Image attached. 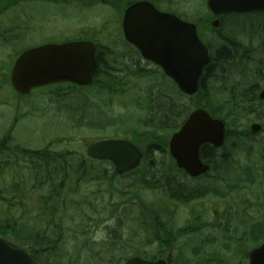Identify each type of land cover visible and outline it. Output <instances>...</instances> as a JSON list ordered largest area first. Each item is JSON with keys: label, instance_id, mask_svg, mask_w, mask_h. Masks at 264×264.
Here are the masks:
<instances>
[{"label": "rangeland", "instance_id": "1", "mask_svg": "<svg viewBox=\"0 0 264 264\" xmlns=\"http://www.w3.org/2000/svg\"><path fill=\"white\" fill-rule=\"evenodd\" d=\"M180 2L189 18L203 13V9L200 10L198 7L203 5L204 0H180ZM31 7L32 11L29 16L33 21L31 25L32 32L26 37L28 38L26 44L30 46H36L48 41L50 39L46 40V37L56 34V39L58 38L59 40L62 37L63 40L71 38L77 35L76 29L78 30L80 27H97L98 24L84 20L102 18L106 11L105 9L96 8H87L84 11L79 7L70 5L55 7L42 2L32 3ZM36 21H39L38 23L42 21L43 26L41 29L43 30L39 28ZM231 26L233 25L229 24V27ZM234 26H236L237 32L233 36L225 35L228 30L227 20L219 27L222 35L207 34L205 39L214 47L220 44L222 40H226V44L229 43L228 40H231L233 43L237 42L240 45L233 62L223 70V73L230 70L229 74L223 79H227L231 84H234L233 86L236 85V91L240 90L245 101H248L252 98V95L256 97L257 93L264 89V60L259 56L253 57L251 52L253 47L250 45L249 50L247 49L248 46H246L247 43H252L253 46L260 43L258 39V42L254 40L256 38L252 37L253 34H257L260 39L264 37V17L239 16L236 18ZM58 28L60 30L54 33L53 31ZM97 40L105 47H112L115 55L118 56L117 58L125 54L116 26L110 25L103 32L102 38H97ZM105 49L102 48L103 53L107 52ZM14 60L15 56L0 53V139L5 132L6 134L10 133L11 146L43 151V146L50 145L51 142L53 143L50 145L53 150L51 152H68L84 158L85 147L94 141L121 136L132 140L136 136L143 139L146 137L147 134L144 136L140 135L141 128L139 127V121H143L145 117L134 111L132 103H130L132 107L127 109L120 106L117 102L111 104L109 98L98 93V90L94 87L72 89L63 85V87L33 90L26 99V102H29L30 105H27L24 110L23 103L17 101L9 87L1 82L5 80L6 76L8 78L7 71ZM106 62L107 60L105 59L104 65ZM124 64L126 66H121V68L119 66L116 71H112V74L119 80L121 69L128 70L133 75L137 70V68L132 67L129 61H125ZM147 67L153 68L151 66ZM218 70L215 69V71ZM219 72L222 71L219 70ZM236 72L245 73L246 84L250 87H247L246 84L244 87L241 86L239 76L235 74ZM99 82L104 84L101 79ZM124 82H130L127 85L128 90L137 92V89L134 88L135 84L137 87L144 88L149 84H161L163 81L155 76L147 75L144 79H139L137 82L133 80V77L125 78ZM213 87L212 106L217 105L220 107L225 105L226 96L218 93L215 86ZM167 91L179 107H182V103L189 102L188 99L178 100L173 88ZM189 107L191 108L192 106ZM247 111L253 113L249 114V112L234 110L231 114L220 113L223 118L225 115L227 116L226 122L231 139L228 140L225 149L217 153H222V159L227 161V167L223 173L224 178H230L232 181L227 179L228 190L223 189V195L221 199L218 198L219 201L211 194L212 200L209 209L215 211L217 203L221 202L220 207L223 208L224 213L222 224L218 227L210 224L203 225L201 228L206 229L199 231L198 234V240L210 241L212 245L205 248L203 254H199L189 247L186 249L182 246V252L185 253L182 254L183 258L189 264H245V254L256 245L255 243L251 244L249 241L250 234L246 227L249 219L252 225L257 221L261 223L260 225L264 223L262 220L264 211V102L256 103L251 108H247ZM182 113L183 108L175 112L173 118L181 117ZM252 122L261 124L263 131L253 135L255 141L248 140V138L239 139L236 142L239 145L234 149V134L245 133V130H249L248 128ZM144 140L148 141L147 138ZM140 144H142V141ZM253 149L257 151L256 156L251 154ZM149 157L154 165L148 170V174H151V176L146 177V179L152 180L155 175H162V178H164L169 166L166 157L161 156L157 152L152 153ZM77 160L73 162L75 165ZM154 161L157 162V165H155ZM247 162L256 164L257 170L251 197H249L247 192L244 193L240 189H235L233 192L229 191L230 187L242 185L235 179L242 177L241 170L249 166ZM87 163L93 168L94 172H101L102 168H105L104 173H102L103 177L100 180H95L96 177L93 176V180L80 182L78 186L71 188V190L75 191L74 197L77 199L81 211L70 210L68 213L58 212L54 214L55 219L61 218L66 223L61 231L64 235L62 245L58 247L56 255L54 254L53 256L55 258L61 257L62 260H68L69 257H72V264L73 262L75 264H105L106 259L116 255V257H119V262L114 264H120L122 258L120 259L118 250L123 248L128 249L126 254L121 257H126V255L134 251L142 254L158 253L159 249L152 242L151 234H147L144 231V228L151 229L153 226L152 221H150L153 213V208L150 204L152 192H144L141 188V193H138V195L141 197L142 202L138 203V205L134 204L132 198L127 196V194L125 196H120L119 194V191L127 192L128 190H125L127 187L132 192L131 188L136 186L137 183L135 182L141 173L137 172L135 175L120 179L115 178L114 183L110 185L106 180L111 175V169L108 165L94 162ZM235 163H238V167L232 169V165ZM221 188L223 186H220V192ZM154 196L158 197L159 193ZM237 200H241V202L243 200L245 203L240 205L245 206L242 211L237 208ZM247 201H249V206L246 205ZM145 203L147 206H145ZM195 203L199 202H192V204L184 207L185 209H179L176 222L178 227L183 226L184 220L182 216L184 213L193 217L197 214L194 207L200 205ZM205 206L206 204L203 203V207ZM246 207L251 208L246 209ZM145 208L151 211L149 213L150 216L144 212ZM137 209L142 210L143 215L138 213ZM205 209L203 208L202 210ZM234 209L237 218L232 216ZM77 213L81 216L77 215ZM91 220L92 222L89 224ZM54 222L58 225L57 221ZM204 222L215 223L208 215L204 217ZM80 225H83L85 235L77 238L79 231L77 226ZM67 228L69 230H66ZM90 243H95L97 246L90 245ZM76 245L79 247L78 249H75ZM175 252L178 253L179 251ZM198 252L200 251L198 250Z\"/></svg>", "mask_w": 264, "mask_h": 264}, {"label": "trees", "instance_id": "2", "mask_svg": "<svg viewBox=\"0 0 264 264\" xmlns=\"http://www.w3.org/2000/svg\"><path fill=\"white\" fill-rule=\"evenodd\" d=\"M222 40L220 44H217L215 48L211 47L212 55L209 65H207L201 74L199 80V89L195 98L196 105L206 109L213 113H232V111H247V108L254 106L257 101L256 97L252 95V98L245 101L243 94L238 90L236 91V85L231 84L227 79L223 78L229 74L230 70L224 71L227 65L233 62L236 56L235 46L231 40ZM99 67L94 75L93 84L95 88L100 91L108 92L112 97H120L121 93V81L116 78L112 73V69H103L104 62L98 56ZM219 69L222 72L215 71ZM239 76L241 86L244 87L247 80L244 72H236ZM165 78L164 76H161ZM99 79H104L106 83L99 84ZM224 82L221 85L220 92L226 96V104L218 107L212 106V100L208 93H210L209 81ZM247 85V84H246ZM157 88L150 89V95L157 96L155 101L145 104H135L140 110L145 113V118L142 121L143 126L147 131H151L149 135H146L150 143L147 147H144V152L147 154L152 149L161 153H166L167 135H158L156 130H166L170 128L174 123L172 114L177 112L182 107L175 102L167 94L165 86L163 84H156ZM247 87H250L247 85ZM235 88V90H234ZM157 89L158 92L153 94V90ZM224 119H227L225 115ZM135 137V136H134ZM230 137V136H229ZM226 140L225 149L228 140ZM143 138L135 137L134 141L140 146L146 143ZM142 141V144H140ZM10 133H5L0 142V237L9 241V243L15 247H22L28 251L36 261V264H72L71 258L68 260H62L61 257L55 258L58 247L62 245L64 238L62 228L65 226L63 219L54 218V214L58 212L65 213L70 210L81 211L80 206L77 203V199L74 197L75 191L71 190L72 187H76L80 182L86 180H100L104 173L105 168L101 172L93 171V168L88 164H83L85 158H80L78 155L71 153H54L51 151H20L16 146L10 145ZM21 155H24V160H21ZM78 156V157H77ZM200 156L203 160H210L211 152L207 145L201 147ZM80 158V159H79ZM145 158H148L145 155ZM78 159V160H77ZM81 161L77 165H74V161ZM150 167L144 162L140 170H136L141 174L138 176L135 190L129 191V187L125 188L127 192L119 191L120 196H130L132 200L138 198L140 189L144 192H155L157 189H162L163 195L170 197V199L183 200L184 192L178 189H172L171 183L162 175L154 176L152 180H147L146 177L151 176L148 174ZM137 172H133L135 175ZM110 177L106 180L112 185L117 175L112 171ZM141 184V187H140ZM167 190V191H166ZM189 194V193H187ZM194 196L193 194L187 195ZM152 205V203H150ZM145 206L147 204L145 203ZM144 206V207H145ZM77 215L81 216L77 213ZM57 221L58 225L54 222ZM92 222L89 221V224ZM78 236L85 235L83 225L77 226ZM66 230H69L67 228ZM163 236L157 237L154 234V240H158L161 244H167L172 242L175 244L178 235L173 234L170 237L168 231H160ZM79 247L76 245L75 249ZM120 256L123 254L121 250H118ZM78 254V253H77ZM93 258V257H92ZM121 259V257H120ZM119 262V257L116 255L106 259L105 264H114ZM178 264H189L186 260H179ZM73 264H75L73 262Z\"/></svg>", "mask_w": 264, "mask_h": 264}, {"label": "water", "instance_id": "3", "mask_svg": "<svg viewBox=\"0 0 264 264\" xmlns=\"http://www.w3.org/2000/svg\"><path fill=\"white\" fill-rule=\"evenodd\" d=\"M213 15L264 10V0H207ZM218 26V21L212 23ZM123 32L126 40L135 45L144 59L162 68L181 92L193 95L203 67L208 64V50L200 41L193 24L175 16L156 12L147 4L139 3L125 12ZM94 48L87 42L47 44L22 53L11 71V84L15 92L25 95L33 88L53 83L70 82L79 86L91 83L96 70ZM264 99V91L259 93ZM259 125H252L257 132ZM224 124L214 120L202 109L193 111L179 132L169 141V151L177 166L190 176L203 174L207 165L200 162L198 152L203 143L218 148L223 144ZM86 154L96 160H108L115 172L122 174L139 164L141 153L123 140H105L90 145ZM0 264H35L22 249L11 247L0 238ZM125 264H166L163 260L148 261L128 258ZM249 264H264V241L249 254Z\"/></svg>", "mask_w": 264, "mask_h": 264}, {"label": "flooded vegetation", "instance_id": "4", "mask_svg": "<svg viewBox=\"0 0 264 264\" xmlns=\"http://www.w3.org/2000/svg\"><path fill=\"white\" fill-rule=\"evenodd\" d=\"M66 1H73L75 4L81 7L105 9L106 10L105 15H103L102 18H98L97 21L99 23L115 24V25H119V24L122 25L124 21L125 11L129 7L139 3L147 4L148 6H151L160 13L175 15L179 19L185 22H192L195 24L201 23L204 20H206L209 23H211L213 20H218L219 21L218 26H220L226 21V17L231 15V14H223L218 17H214L212 14H210L208 10H206L199 15H195L193 18H189L186 15L185 9L182 7L180 0H0V53L4 55H12L18 57L24 51L33 47H38L50 43L51 44L62 43L63 37L61 38V40H59L58 38L56 39V35H57L56 34L50 37H46V40L50 39L48 41H44L43 43L36 46H30L26 44V40L28 39L26 37H28L32 32L31 25L33 21L29 16L30 12L32 11V7H31L32 3L42 2V3H48L55 7H59L60 5L62 6L63 3ZM251 14L257 17L259 16L264 17V11L253 12ZM38 22L39 21H36L37 25L41 29L43 26L42 21H40V23ZM59 30L60 29L58 28L56 31L53 30L51 31L56 33ZM232 33H233L232 31H228L225 33V35L229 36ZM214 34L216 36L222 35V33L219 30L214 32ZM232 46H235V48L237 47L240 48V45L237 42H235L234 45L232 44L231 47ZM263 48H264V43L261 42L257 47L258 53L264 54ZM132 50L133 51L130 56L123 55V59H125L127 62L129 61L132 67L138 68L139 66L142 65H152L151 63L141 58L137 49L132 47ZM96 58H98L97 52H96ZM1 82L5 83L6 86L9 87L12 94L15 95L13 97L17 101L23 103L24 110L27 107V105H30L29 102H26L27 99L26 96L25 97L18 96L13 93L10 86L9 75L8 78L6 76L5 80H2ZM253 135L254 134L250 132V129L245 130V133L242 134L238 133L236 135L237 141L239 139H246V138H248V140H254ZM237 145L239 144L235 143V145H233V148L235 149ZM208 147L210 149L212 156L211 158H209L210 160H201L203 164L208 166V170L201 176L191 178L183 170L178 169L176 167L175 161L172 163V170L178 173L177 176H172L169 178L171 187L173 189H180L182 192L188 193V191L193 188L194 191L192 192H194L195 195H201L205 190L211 191V187L209 185H217L218 189H220V186H223V188H221L222 195H223V189L228 190L227 179L229 180L231 179L230 178L225 179L223 176L224 170L227 167V161L222 159V153L221 154L217 153L218 151L213 150L214 148H212V146H208ZM237 167L238 164L236 163L232 165V169H236ZM241 180H242L243 192L244 193L247 192L249 194V197H251L254 187V181L251 180L250 177H246V176L235 179V181H237L238 183H240ZM204 198L205 200H203ZM204 198H198L195 199L194 201L184 203L182 208L186 207L188 204H192V202H199L195 204L200 205V207H202L203 203H205L208 205L207 215L211 218V220H214L215 223L204 222V217H206L207 215L202 214L203 207L202 208L194 207L197 210V212H199L200 214L198 216L193 217L190 214L184 213L182 216L184 220L183 223L184 228L190 227V228L198 229L206 224L216 225L218 227L222 224V218L224 215L222 213V208L218 209V211L216 212L211 211V209L209 208L211 205L212 197H208V198L204 197ZM215 199L218 200L217 198ZM240 202L241 200H239V203ZM242 204H243V200L238 206L239 211H242V206H240ZM154 212L156 215L155 220L158 226L173 227L174 224L177 222V214H176L177 212L174 209H171V211L168 213L167 208L158 207L157 209L154 210ZM246 228H248L247 231L250 234L249 236V241H250V239L253 237V229H254V225L251 224L250 219L248 220Z\"/></svg>", "mask_w": 264, "mask_h": 264}]
</instances>
